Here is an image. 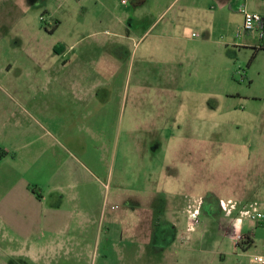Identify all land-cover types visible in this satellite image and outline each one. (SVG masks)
Returning <instances> with one entry per match:
<instances>
[{
    "label": "rangeland",
    "instance_id": "374dc122",
    "mask_svg": "<svg viewBox=\"0 0 264 264\" xmlns=\"http://www.w3.org/2000/svg\"><path fill=\"white\" fill-rule=\"evenodd\" d=\"M237 1L224 9L215 0L171 6L167 0H0V158L6 148L16 150L14 160L8 154L0 162V174L10 179L0 185V200L18 180L52 176V161L32 169L36 157L65 156L57 148L18 153L20 135L29 134L32 148L40 139L35 100L51 94L38 84L89 67L91 81L106 83L107 94L92 91L106 97L104 110L73 123V134L89 139L85 151L71 150L75 167L98 176L86 191L101 202L157 195L164 199L154 203L161 216L172 210L160 220L165 230L155 248H104L102 238L90 254L78 247L32 250L0 221V264H256L253 256L264 252V122L254 120L246 99L256 74L252 92L264 97V50L239 45L245 34L235 37L242 23ZM54 123L47 128L59 129ZM242 197L263 216L247 248L236 246L226 222L219 227V215L203 206L209 198ZM193 209L197 224L187 232Z\"/></svg>",
    "mask_w": 264,
    "mask_h": 264
},
{
    "label": "crops",
    "instance_id": "0c3cea01",
    "mask_svg": "<svg viewBox=\"0 0 264 264\" xmlns=\"http://www.w3.org/2000/svg\"><path fill=\"white\" fill-rule=\"evenodd\" d=\"M175 1L167 0L166 4L171 6ZM215 1L224 9L235 2V0ZM247 1L242 0L244 7H246ZM257 1L263 0L253 1L256 3L249 7L251 10L249 12L264 16V4H258ZM209 2H213V0H204L206 5ZM236 2L238 1L236 0ZM241 24L236 30L240 28ZM249 34H245V38L239 45L250 47L256 53L261 49L259 40L253 32L255 39L253 42L250 41ZM66 74L67 77H64L63 81L56 77L53 82L38 84L43 93L51 94L50 97H44L45 99L35 100V108L40 115V139L35 142L37 145L32 148L31 141L25 140L29 134L24 133L19 136L20 146L17 149L18 153L29 155L33 149L57 148L65 156L61 157V155L56 154L49 161L47 158L43 161L38 157L32 160V169L35 171H41L46 163L51 161L55 171L45 181L37 179L36 174L31 175L29 179L18 180L19 182L8 190L4 198L0 200V221L12 233L19 234L18 239L21 240V243L32 250L43 248L44 245L60 250L78 247L90 254V251L100 244L102 238L104 248L112 243L115 247L117 246L116 249L121 250H134L133 247H136L135 249L155 248L161 239L160 234H163L165 230V227H160V220L165 219V217L168 218L172 212V210H164L165 212L161 216L163 211L157 210L156 206L158 205L154 203L164 200L162 197L136 195L123 199L120 196H115L109 202L103 200L101 202L94 199L86 191L89 183H98L96 178L98 176L84 165L75 167V161L78 159L73 156L71 150L77 147L79 150L85 151L89 139L76 137L72 128L73 123L86 122L95 116V112L99 113L104 110L106 97L94 98L98 94H93L92 91H101L107 84L91 81L89 67H76ZM257 75H253L250 80L246 104L249 112L253 114L254 120L264 122V97L252 92V83ZM106 90H103V95L107 94ZM52 121H56L54 125L59 126V129L47 128V126H51ZM58 122H61V125ZM88 134L91 138L92 133L89 132ZM93 137L98 143L97 147L105 150L106 142L101 143L100 138L94 132ZM4 153L5 156L0 158V162H4L8 154L13 155V160L16 158L15 148H6ZM22 167L26 169L25 166L22 165ZM104 176L107 179L111 178L110 175L103 173ZM9 181L8 177L0 174V185H5ZM28 185L34 187V193L28 190ZM78 187L80 188L79 191H75ZM207 200L203 204L207 214L210 216L219 215V227L221 228L223 222H226L227 228L224 231L231 240V224L237 212H232L226 216L218 208L219 198ZM236 202L239 209H247L251 206L247 204L244 197ZM107 207L109 210L106 211ZM111 207L116 208L111 209ZM158 212L160 215L157 214ZM133 217L136 220L133 221ZM247 222L250 224L249 226H246ZM262 224V221L251 222L246 220L243 222L242 232L249 234L252 243H254V229L261 227ZM155 233L159 234V237L154 241L151 236ZM129 245L133 247L127 249ZM158 245V249L164 247V243Z\"/></svg>",
    "mask_w": 264,
    "mask_h": 264
},
{
    "label": "built area",
    "instance_id": "2783aa9c",
    "mask_svg": "<svg viewBox=\"0 0 264 264\" xmlns=\"http://www.w3.org/2000/svg\"><path fill=\"white\" fill-rule=\"evenodd\" d=\"M124 3V1H122ZM237 11L242 15V24L238 30L235 32V37H240L243 34L255 33L260 43V48H264V16L258 13L249 12L242 5ZM116 207H111L115 209ZM218 208L226 213L227 215L232 212H237L236 217L234 218L231 224V241L235 244H239L243 241V232L242 226L244 221L251 222H261L264 216V207H263V216L259 215L258 212L260 209L256 207H249L247 209H239L237 202L231 200H218ZM198 213L196 209L189 210L186 217V231H193L195 225L197 224ZM253 261L256 264H264V252L258 255L253 256Z\"/></svg>",
    "mask_w": 264,
    "mask_h": 264
},
{
    "label": "trees",
    "instance_id": "16d2710c",
    "mask_svg": "<svg viewBox=\"0 0 264 264\" xmlns=\"http://www.w3.org/2000/svg\"><path fill=\"white\" fill-rule=\"evenodd\" d=\"M260 50H264V48H261ZM29 188V190L32 192V193H34V189H32V188H30V187H28ZM253 243H252V241H251V239H250V236H249V234H244L243 235V241H241L239 244H236V246H240V247H242V248H247V247H249V246H251Z\"/></svg>",
    "mask_w": 264,
    "mask_h": 264
}]
</instances>
